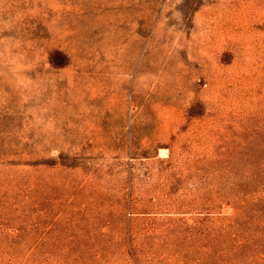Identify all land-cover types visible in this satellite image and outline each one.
Here are the masks:
<instances>
[{"label":"rangeland","instance_id":"374dc122","mask_svg":"<svg viewBox=\"0 0 264 264\" xmlns=\"http://www.w3.org/2000/svg\"><path fill=\"white\" fill-rule=\"evenodd\" d=\"M0 264H264V0H0Z\"/></svg>","mask_w":264,"mask_h":264}]
</instances>
